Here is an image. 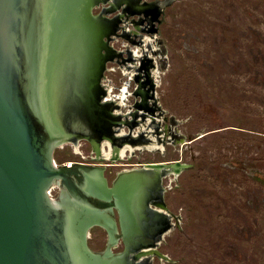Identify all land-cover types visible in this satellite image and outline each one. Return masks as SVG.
Listing matches in <instances>:
<instances>
[{
    "label": "rangeland",
    "instance_id": "1",
    "mask_svg": "<svg viewBox=\"0 0 264 264\" xmlns=\"http://www.w3.org/2000/svg\"><path fill=\"white\" fill-rule=\"evenodd\" d=\"M144 1L142 12L130 17L137 25L140 19L153 22L152 31L141 30L148 38L144 47L139 46L138 29L133 26H128L132 32L119 42L123 31L113 41L117 50L133 49L137 61H128L130 70L124 63L120 66L132 80L117 69L104 70L101 83L112 90L114 100L123 98L120 111H132L133 128L141 111L139 102L154 94L149 100L155 101L158 115L150 114L148 119L156 118L155 130L164 148L128 152L116 166L107 167L109 160L91 161L90 144L79 140L56 149V163L105 166L111 187L117 172L132 168L125 165L180 161L189 167L180 176H164L160 185L166 209H157L170 217L162 221L167 231L157 248L161 256L154 254L144 262L264 264V0ZM157 1H165L159 15L151 9ZM117 13L110 17L113 24ZM140 64L144 71L135 67ZM112 66L117 65L107 63L108 68ZM122 86L123 92L116 97V89ZM150 127L143 124L144 130L154 132ZM134 174L120 182L123 191L143 182ZM58 194V188L51 192L53 198ZM106 244L103 228L94 227L88 246L103 252ZM122 250L120 240L113 253Z\"/></svg>",
    "mask_w": 264,
    "mask_h": 264
},
{
    "label": "water",
    "instance_id": "2",
    "mask_svg": "<svg viewBox=\"0 0 264 264\" xmlns=\"http://www.w3.org/2000/svg\"><path fill=\"white\" fill-rule=\"evenodd\" d=\"M48 15V0H0V264H149L139 258L138 243L147 238L144 214L128 219L116 196L93 192L90 178L102 179L104 167L56 163L58 143L72 138L64 119L67 106L78 98L74 86H88L96 77L62 74L64 87L55 95L50 116L45 95ZM173 162L178 176L189 167ZM157 168L167 175L162 163L133 171L142 178L144 195ZM55 182L71 198L60 206L50 197ZM96 225L109 239L115 230L125 250L113 254L108 240L104 256L92 255L87 233Z\"/></svg>",
    "mask_w": 264,
    "mask_h": 264
},
{
    "label": "bare ground",
    "instance_id": "3",
    "mask_svg": "<svg viewBox=\"0 0 264 264\" xmlns=\"http://www.w3.org/2000/svg\"><path fill=\"white\" fill-rule=\"evenodd\" d=\"M96 1L97 0H48L49 15L47 21V50H46V59H45V82H46L45 95H46L47 104L49 105L50 116H51V111H53V108H55L57 102L55 95L59 91H61L60 88L62 86L64 87V82L62 83L60 76L62 74L63 76L64 74L66 76L73 75L74 77L77 76L79 79L80 76L85 73H90V75L94 74V76H96L98 75L97 72L92 70L95 60H97L95 57H97L99 51L102 49L107 53L110 51L109 47H105V46L103 47V45L107 46V44H104L102 40V37L104 36L107 37L106 35L108 34L110 29L109 25L95 26L93 23L90 22L91 17L94 15L91 14L92 9L98 7L101 4V2H96ZM144 41H148V38H144ZM91 60H93V62ZM107 61H109V59L104 61H99V65L97 63L96 68L102 65L103 69H105ZM54 77H56V81H54ZM102 79L100 80L101 85H102L101 83ZM107 91H108V96L105 95V97H107L106 101L107 102L113 101L114 97L111 94L112 90L108 88ZM118 101H120L118 104L121 107L124 106L123 105L124 100L122 97H120ZM120 113L121 111L118 109L116 110L114 115L115 114L118 115ZM142 130H144L143 127ZM146 131L148 133L152 132L149 130ZM124 134H126V132L124 129L121 128L120 133H118L117 136L120 137L121 135L123 136ZM80 136L81 135H79V137ZM155 137L154 136L152 137V140L154 142L150 143V145L147 146L140 145L133 147L132 145L126 144L125 147L121 149V151L113 147L114 141L111 138L109 139L106 138L103 144H101V148H100L102 155L100 156V152L98 151V158L100 161H104V160L106 161L110 159L111 162L116 163L117 159H123L128 152H131L133 154L135 151H142L146 149L154 150L160 148V145L158 144V139L156 140ZM70 139L67 141L59 142L58 148L62 147L67 143L77 144L76 142H78L81 139V137L79 138L78 141H74L73 139L71 140ZM95 146L96 148L98 147V145ZM104 147H108L109 151H105ZM161 163L165 165L164 170L168 172L167 175L174 174L175 176H178L177 173L175 172L174 167L172 166L174 162H161ZM147 164H152V163H146L144 164V166H147ZM135 170L136 169H132L129 172L127 171V172H123L122 174H119V176L114 180L113 185L111 187L109 186V183L105 178V175H103L102 179H101L102 176L99 178H90V179H91V186L93 192L97 193L99 196H108V197L116 196L118 198L119 204L122 207L123 211L127 213L128 219L130 218L131 220H133L135 218V214L136 216L137 215L139 216L140 213L144 214L145 218L147 219V226L149 225L146 232L147 238L146 237L143 238V241L138 244H140L141 245L140 247L142 248L141 250L142 252L139 254V258H144L143 260H145L146 257H151L154 254L161 256V254L157 250L159 243L158 242L150 243L151 240H149L148 237L149 235H151V228L154 226L152 216L159 217V215H162V213H159L160 210L158 212V210H154L156 208H152V206H156L157 208H159V206L154 205V203L150 201L151 200L150 197L153 196L155 197L157 195V191L160 189V185L162 182V178L164 177L163 175L164 173L158 168L153 170V173L155 175L153 176L150 185L147 187L148 188L147 193L149 195L147 194L144 195V192L142 191V189H144L143 182L137 184L133 189L128 190V192L126 189H125L126 191L125 190L123 191L120 188L121 185L120 182L126 179V178L123 179L125 176L128 175L131 176L133 174V171ZM138 180L142 181V178H139ZM55 188H58L59 194L56 198H53L51 192ZM50 197L57 206L62 205L61 201L63 200L64 201L71 200L66 190L64 188H60L57 182L54 183L53 188L50 190ZM94 227H99V226L96 225L91 227L90 231ZM124 232L126 233L125 229ZM87 236H88L87 240H89L90 233L89 234L87 233ZM120 240L117 239V236L115 235V230H112L109 239L110 244L113 245L112 250L117 246ZM90 250H91V254L97 257L104 256L105 254L104 251L97 252V251H93L91 248ZM95 264H103V263L101 261L100 262L96 261Z\"/></svg>",
    "mask_w": 264,
    "mask_h": 264
},
{
    "label": "flooded vegetation",
    "instance_id": "4",
    "mask_svg": "<svg viewBox=\"0 0 264 264\" xmlns=\"http://www.w3.org/2000/svg\"><path fill=\"white\" fill-rule=\"evenodd\" d=\"M96 2H101V3L107 4L105 7H102V8L100 6L93 8L91 11V14H94V15L92 16L91 19H92V23L95 26L109 25L110 29H109L108 34L106 35L107 37H105V36L102 37V40H103L104 44H107V46L103 45V47L104 46L109 47L110 51L107 53L106 51H103V49L100 50L97 57H95L97 59V60H95V63L96 64L98 63V65H99V61H104V60L109 59V61H107V63H113L117 66H114V67L112 66V67L108 68L107 63H106V67H105V69H103L102 65H100L99 66L100 68H97V70H95L98 74L95 76L96 77L95 82H92L88 86H86L83 83L78 82L80 84V86L79 87H77L76 85L74 86L75 90L79 92L77 95L78 98H77L75 104L69 105V107L67 106V108H66L67 112H66V118L65 119L67 121L64 119V128L68 133L72 134L71 139H73L74 141H78L79 138L81 137V139H80L81 141H85V142H88L90 144L91 152H92L91 154L93 155V157H91V161H93V162H101L98 158V151L100 152V156H101L102 155L101 149H100L101 144H103V142L105 141L106 138L107 139L111 138L114 141V145H115V146L113 145V147L115 149L117 148L118 150L121 151V149H123V147H125L126 144L138 146V145H146L149 143H153L154 141L152 140L151 136H152V134H155V136L158 139V144L164 148V142L161 140V136L159 135L158 130H155L156 126L154 125V123L156 122V118H154V120L150 121V123H147L148 116H150V114L152 116L158 115L157 114L158 109L155 106V101H153V99L149 100V98H154V94L149 93L148 97L145 99V101L139 102V103H141V109H140L141 111H137V114L135 117L136 121H137V125L133 128L130 124V122H131L130 115L132 114V111L131 112H125L126 114L124 112L123 113L121 112L118 115H116V114L114 115L116 110L121 109L120 105L117 102L118 99L116 101L113 100V101L107 102L106 101L107 97H105V95L108 96V91H107L108 85H106V84L101 85L100 84V80L102 78L104 79V77H102L104 70L108 71V72H116V69H117L125 77L126 74L123 73L122 69H120V66L124 63V66L129 67V70H130V68L132 66H131V64H129L128 61H137V58H135V56L133 55V49L128 47V50H127V48H125V45H123L125 49L117 50L115 48V43L119 42L120 37L122 35L125 36L126 34H129L130 32H132V29H129L128 26H130V27L133 26L135 29L136 28L138 29V31L136 30V32H135V37H137V42H138L139 46L144 47V38L145 37L143 36L142 31L143 30L147 31V32L152 31L153 22L152 21H146L145 19H140L141 25H137L135 23H132V20L130 19V17L133 14L139 15L142 12L143 8L140 5L145 4V1L144 0H131V2H130L129 0H120L119 4L114 3L113 0H105V1L97 0ZM161 3H165V1L164 2L157 1L153 5H151V9H153V8L157 9L156 15H159L164 9V7L163 8L161 7ZM97 10H101V11L98 14H96ZM115 12H118L115 16V18L117 19V22L115 24H113L111 22L112 18H110V17L113 16V13H115ZM108 14H109V16H107ZM119 31H123L124 33L119 35ZM118 35H119V39L117 40V42H113L117 38ZM129 38H130V36H129ZM111 42H113V43H111ZM125 54L128 57H124ZM142 58H143V55H142ZM91 61L93 62V60H91ZM135 67H140V70L144 71V69H143L144 65H142V64L137 65ZM147 69H148L149 77L152 78L151 71L149 70V68H147ZM85 75H88V73H85ZM126 76H128V75H126ZM129 77L130 76H128V80H130ZM131 78H132V76H131ZM75 83L76 82L74 81V84ZM123 86L116 89L117 92L114 93V95L116 97H119L121 95V92H123L122 91ZM128 86H129V82H128ZM98 88L101 89V93L97 94L96 90ZM126 93L128 94V99H127L126 103H128L129 98L132 96V94L130 92V87H128ZM80 99H81V101H80ZM128 105H129V103H128ZM128 105H127V107H130V105L129 106ZM150 105H152V106H150ZM75 108L78 109L80 111V113ZM76 117H78V118H76ZM91 117H92V119H91ZM81 121H83V122L81 123ZM143 124H147L148 126H151L152 128H154V132L148 133L146 130H142ZM121 128L122 129L125 128L126 134L118 137L117 134L120 133ZM79 135H81V136L79 137ZM87 138L88 139L90 138L92 140L91 141L87 140ZM95 144L98 145L97 148H96ZM157 151H161V149L159 148ZM79 155H82V153ZM127 158L131 159L129 157H127ZM120 161H122V159H117V162H120ZM117 162L113 163L109 159L110 164H108L107 167L108 166L109 167L110 166H116ZM73 163H76V162H72V164ZM79 163L104 167V169H105L104 173L106 171L105 166H102L99 164L86 163V162H79ZM159 163H161V162H159ZM65 164H67V163H65ZM144 164H146V163H141V164H137V165H133V164L125 165V166H129L132 168L125 169V170L121 171L119 174H122L123 172H127V171L132 170V169L142 168L144 166ZM116 176L117 177L119 176L118 172H117ZM163 178H162V180H163ZM161 186H162V182H161ZM163 192H164V188H162L161 190L159 189L157 191V195L155 197L154 196L150 197L151 198L150 201H152L154 203V205H158L159 209H163V208L166 209L165 205L162 202ZM155 208L156 209H154V210H158L156 206H155ZM158 212H159V210H158ZM159 213H162L161 217L152 216L154 226L151 228V235H149V237H148L149 240H151L150 243H152V241L154 243L158 242L159 243L158 245H160V243H162V240L164 239L163 237L167 231V230H164L162 221L166 220V219L170 220L169 219L170 217L163 216V215H166V212L160 211ZM154 217H155V219H154ZM158 218L160 219V221H158ZM117 223H118V233L122 234V230H121V226L119 224L118 218H117ZM103 230L106 233L107 242H108L109 234L104 228H103ZM121 242L123 244V250L115 252V253H120V252H123L125 250L124 241L122 239H121ZM106 246H107V244H106ZM105 249H106V247H105ZM146 259H148V258H146Z\"/></svg>",
    "mask_w": 264,
    "mask_h": 264
}]
</instances>
